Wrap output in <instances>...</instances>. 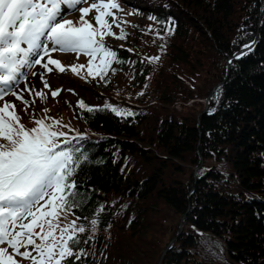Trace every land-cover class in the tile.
Masks as SVG:
<instances>
[{"label": "trees", "instance_id": "1", "mask_svg": "<svg viewBox=\"0 0 264 264\" xmlns=\"http://www.w3.org/2000/svg\"><path fill=\"white\" fill-rule=\"evenodd\" d=\"M133 6L128 10L138 19L123 25L127 39L110 37L124 62L113 63L116 71L109 69L105 80L88 77L82 88L95 103L82 100L100 108L81 111L80 97L65 117L87 137L79 146L88 161L75 177L80 206L71 214L86 228L80 239L92 237L79 245L86 255L69 264H264V0H133ZM169 19L174 32L166 35L161 22ZM190 41H205L214 53L192 52L205 46ZM242 49L247 55L236 58ZM105 104L133 115L118 117ZM163 104L174 112L199 105L200 112L178 118ZM45 108L56 118L61 111ZM148 121L154 138L142 145ZM158 208L176 218L170 242H161L151 218ZM146 234L150 243L135 259Z\"/></svg>", "mask_w": 264, "mask_h": 264}, {"label": "snow or ice", "instance_id": "2", "mask_svg": "<svg viewBox=\"0 0 264 264\" xmlns=\"http://www.w3.org/2000/svg\"><path fill=\"white\" fill-rule=\"evenodd\" d=\"M87 2L89 0H0V101H4L0 106V264H21L23 260L29 264H69L70 260L78 261L86 255L79 245L87 244L92 238L80 239L86 232L83 225L77 224L80 217L68 220L72 209L80 206L75 177L88 161L86 151L79 146L87 138L86 134L76 132L70 136L69 131L75 130L62 119L48 116L47 108L43 109L45 115L41 118L33 113L31 119L35 126L27 128L21 123L15 104L5 100L11 94L27 111L35 104V99H25L23 92L47 98V94L34 85L17 90L20 79L28 75L21 72L23 68L42 67L43 72L33 71L31 75H38L44 88L55 98L62 90L51 88L46 79L48 73L57 70L64 73L70 68L79 76L80 70L87 67V76L81 78L105 80L109 69L116 71L111 68L113 63L124 62L105 41V37L125 40L128 36L122 26L127 22L116 15L121 10L118 0H91L89 7H80ZM77 10L81 14L79 26L64 18L65 14ZM92 10L96 12L95 24L86 19ZM161 23L166 35L174 32V21ZM113 27L120 28L119 34ZM156 35L164 38L159 31ZM243 48L250 49L251 45L244 44ZM57 51L74 53L77 59L83 54L89 57L88 64L64 65L53 58L52 53ZM245 55L247 52L242 49L236 58ZM97 59L99 64L94 71L93 62ZM148 59L157 61L159 57ZM77 107L88 113L100 108L89 106L82 99ZM103 108L118 117L133 115L127 109L110 104ZM90 223L94 230L98 220L92 219Z\"/></svg>", "mask_w": 264, "mask_h": 264}, {"label": "rangeland", "instance_id": "3", "mask_svg": "<svg viewBox=\"0 0 264 264\" xmlns=\"http://www.w3.org/2000/svg\"><path fill=\"white\" fill-rule=\"evenodd\" d=\"M90 2H91V0H89V2H87V3L80 5V7H89ZM118 2L120 4L121 10H118L116 12V15L119 18H121L123 21H126L127 24H128V20H130V19H133V20L138 19V16L135 13H131L130 9L128 10V8L134 7L133 6V0H119ZM66 12H67V10H66ZM80 15H81L80 12L77 10V11L71 12L70 14H65L64 18L67 20H71V21L75 22L76 26H79ZM95 15H96L95 10H92L89 14H87L86 19H88L89 21L93 22V24H95L94 19H93ZM108 19H109V22L111 23V17H109ZM127 24L124 23L123 25H127ZM113 28H115V27H113ZM105 41H106L107 45L112 46L113 48L116 47L112 38L106 37ZM190 42H192V41H190ZM198 44L204 45L205 50L203 52H200V51H197L196 49H192V52H197L198 54H201V55L205 52H212L209 45L207 44V42H205V41L192 42V46L197 47ZM23 46L26 47V45H23ZM239 52H241V51H239ZM213 53L214 52H212V54ZM52 56L54 59L60 60L62 62V64H64V65H68L71 63V64H84L87 66L88 60H89V57H87L83 54H81L79 56V58L77 59V56L74 53H63V52H59V51L52 53ZM208 60H205L202 58V67H207ZM98 62H99L98 59L93 62L94 71H95V66L98 64ZM43 71H44V69L41 67V72H43ZM31 72H32V70L31 71L29 70L28 75L26 77V79H29V81L26 84H24L23 86L20 82L16 86V88L22 86V88H20V89H24L25 87H31L34 85L37 89H42L47 94V98H36L34 95L29 96V94L27 92H23V96L25 99H28L30 101L35 99V104L32 105L31 107H29L27 111H25V105L21 101L16 100L11 94H9L7 97H5L6 101H9V102H12L15 104V111L16 112H19V111H20V113L22 112L28 120H31V122L29 124H32V119H31L32 114L33 113L39 114V112H40L41 116H38L37 118L43 117L45 114L42 112V110H43V108H45L47 106V107H50L51 109H56V108L60 109L61 111H58V113L56 114V115H58L57 118L62 119L64 124L73 125L72 123L70 124V121L65 118L70 113V111H69L71 109L70 107H72L74 105V103L77 100H79L80 97H81V99L83 98L84 101L86 100L87 103H92V104L95 103L94 102L95 100L88 99L87 96H85L82 92V88L84 86H88V84H89L88 79L85 80V79L81 78L82 76H87V67L80 70L81 75H79V76L74 74L70 68L67 69L64 73H60L58 70L54 71L52 73H48L46 75V79L48 80L49 84L51 85V88L62 90L60 92V94L58 96H56L55 98H52L50 96L49 90L44 88V86H43L42 82L40 81V79L38 78V76H36L34 78V80L33 79L31 80V78H32ZM211 78H212V76L209 79H211ZM149 86L151 88L150 93H152V81L149 82ZM213 88L215 89V87H213ZM20 89H18V90H20ZM68 89H72L73 91L70 92V91H68ZM214 89H213L212 93L214 92ZM209 93L207 94V96H205V99H204L205 102L204 103H206L209 100V98L212 94L211 93L209 95ZM3 103H4V101H0V106H2ZM144 103L146 104L147 101ZM160 107L166 108L167 110H172L171 107L169 106V104H163V105H160ZM174 110H175V112L173 110H172V112H174V116H176L178 118L183 117V116L197 117L198 112H200L199 111L200 106L199 105L198 106L197 105L180 106L178 108H174ZM9 111H11V109H9ZM145 113L148 114L147 112H145ZM148 122L150 123V126L145 127L146 137L144 135L145 138H143V140L140 141V143L142 145H148L145 143L148 142L149 138L150 137L154 138L153 134L151 133V129H153L151 127L152 123H151V121H148ZM49 123H51V122L49 121ZM34 126L35 125L33 124L29 128H32ZM74 128H76V127H74ZM143 129H144V127H142V131H143ZM63 130L69 131V129H63ZM77 130H79V129H77ZM79 131H81V130H79ZM72 133H75V132L69 131V134H72ZM154 148H156V146H154ZM132 163H135V162L132 161ZM153 217H155V222L157 223L158 230L160 231V234L158 236H159L161 242H163V241L164 242L165 241L170 242L171 236L174 233L175 224H176V218L173 215V213L171 211H169L167 208H163V209L158 208L156 215L151 216V218H153ZM68 220L69 221L74 220L71 213L68 214ZM163 225H165V226H163ZM180 227H181V225L179 222V228L177 230H180ZM150 240H151V235H149V234H146L145 236L143 235V236L138 238V241L136 244L137 248H135L136 257L133 256L135 259L139 260V258H141L140 256H138L137 251L141 250L140 252L143 253L142 247L144 245V242H149ZM16 258L18 260L20 259L19 257H16ZM21 264H29V261L23 260L21 262Z\"/></svg>", "mask_w": 264, "mask_h": 264}, {"label": "bare ground", "instance_id": "4", "mask_svg": "<svg viewBox=\"0 0 264 264\" xmlns=\"http://www.w3.org/2000/svg\"><path fill=\"white\" fill-rule=\"evenodd\" d=\"M31 70H32V72L34 71V72H36V73L39 74V73L41 72V67H40V66H34ZM31 70H30V71H31ZM28 71H29L28 68H23V69H21V72H23V73H28ZM37 76H38V75H37ZM30 77H31V76H30ZM35 77H36V76H32L31 80H32V79L34 80ZM18 79H20V78L18 77ZM28 81H29V79H20V82H21L22 86H23L24 84H26ZM22 86H21V87H18L17 90L20 89V88H22Z\"/></svg>", "mask_w": 264, "mask_h": 264}, {"label": "water", "instance_id": "5", "mask_svg": "<svg viewBox=\"0 0 264 264\" xmlns=\"http://www.w3.org/2000/svg\"><path fill=\"white\" fill-rule=\"evenodd\" d=\"M243 50H244V49H243ZM213 89H214V88H213ZM213 89L211 90V92L209 93V95L212 93ZM164 252H165V250H164ZM164 252H163V253H164Z\"/></svg>", "mask_w": 264, "mask_h": 264}]
</instances>
